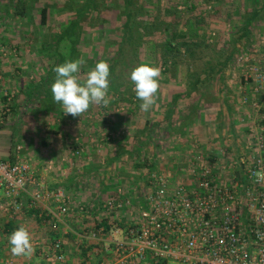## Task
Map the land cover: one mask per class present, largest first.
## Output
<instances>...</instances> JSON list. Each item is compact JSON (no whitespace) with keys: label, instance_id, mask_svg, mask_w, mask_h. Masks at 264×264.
I'll use <instances>...</instances> for the list:
<instances>
[{"label":"rangeland","instance_id":"1","mask_svg":"<svg viewBox=\"0 0 264 264\" xmlns=\"http://www.w3.org/2000/svg\"><path fill=\"white\" fill-rule=\"evenodd\" d=\"M132 1L135 3L134 6L145 11L146 16L138 18L143 21H140V26L144 28L149 21L148 16L151 9H154L151 3L153 4L156 0ZM192 2L196 3L193 16L197 15L196 17L203 21V27L207 33L210 32L207 41H205L206 45L197 49L192 55L177 58L176 64L167 68L161 67L156 46L151 43H143L138 49V44H131V40L122 38L120 30L123 18L121 16L125 12V0H10V5L7 4L14 12L16 10L25 11L26 23L31 29L26 42L36 47L33 49H38V52L33 51V54L36 55L35 60L40 58L38 61H41L42 53L39 52L51 47V51L43 55L47 57L43 64L45 67L43 76L47 77L48 72H51L50 75H52L47 85L38 83L41 87L37 86L32 99H27L26 93L22 91L13 94L12 103L9 105L10 112L4 114L6 98V101L0 103V160H10L11 155L16 154L18 148L23 149L22 153L26 154L25 148L27 146L29 148L30 142L33 144L32 149L40 150L35 154L44 155L45 149L42 143L48 141L49 135L50 137L59 135L49 133V131L62 128L64 133L49 143L58 145L62 149L65 146V154L56 158L59 159L57 165L58 169L61 168L58 170L61 175L62 173L72 174L78 178L74 179L73 183L70 182L72 183L70 188H63L70 195L73 208L67 222L76 231L84 232L97 229V225L104 219H109V221L118 219L126 223L135 222L138 216H141V196L150 169L157 168L169 173V178H173L172 176L175 174L179 175L176 172L178 169L175 167L180 165V156L185 154L180 144L185 140L183 134L186 135V139L199 140L206 147L209 146V143L204 142V139L195 133L182 132L172 135L168 130H158L157 133H153L150 119L146 120L147 114L145 113L144 119L140 118L142 120L136 122L139 127L147 126L149 130L147 134L145 131H138L134 135L129 127L112 130L115 126L111 123H116L120 118L127 116L126 109L128 108L125 102L116 106L109 105L112 107L113 113L116 114L113 118L119 116V119H113L110 124L111 119H102L103 117L97 116L93 106L92 110L89 108L81 117L64 115L62 106L54 103L51 94V85L56 76L54 68L57 65L83 57L85 63L81 66L78 74L83 82L87 72L95 67L98 61L108 58L111 61L108 62L111 67V64L114 63L113 58L117 56V45L115 44L124 39L122 57L126 55L127 58L126 63L122 58V62L117 65L116 74H120L122 78L117 79L116 83H120V85L122 83L125 87L127 83L129 84L131 80L128 79V76L132 71L129 66L134 61H137L139 65L147 63L157 66L161 69L160 79L163 81L183 79L179 80L180 90L189 91V84L193 82L200 93L207 94L208 99L205 104L212 107L213 113L209 116V120L212 119L211 123L215 128L217 126V131H221L222 134L223 130L228 131V128L245 131L246 127L252 124V119L255 118L252 114L253 108L250 105L243 106L238 87L236 89L235 85L240 82L245 70V66L238 62L241 53L246 52L252 54L253 57L256 56L259 61L258 66L264 69V57L261 60L262 47H264L262 46L264 45V0H192ZM134 6L130 7L133 9ZM43 8L49 10L48 23L45 26L41 25ZM179 10L184 12L186 8L180 6ZM75 20H77V24L71 25ZM248 21H251L250 25L247 23ZM190 24L191 21H187L186 27ZM67 27L70 28L65 30ZM93 29L98 30L88 39L86 34L94 31ZM81 31L84 36L83 42L79 43L77 38ZM185 31L186 28H184ZM201 34L203 33L201 32ZM5 47L7 46L5 45ZM13 54L12 52L11 55ZM41 71L42 67L38 68L37 66L35 75L40 77ZM184 79H188L189 82L185 83ZM115 86L118 88L117 85ZM124 86L120 90L124 89ZM132 92L134 91L132 90ZM116 95L118 93H108L110 104L113 103L111 101ZM15 100L19 104L17 109L14 108ZM114 101L116 102L113 104L119 102ZM114 106H122L124 109L116 112ZM242 107L247 110L246 113L242 112ZM225 109H230L231 113L227 115ZM183 120V118H178V123ZM173 121L176 120L171 118L167 122L172 124ZM152 122L155 123L153 119L151 124ZM138 126L136 124L135 128L139 129ZM109 132L120 134L115 139L108 141L106 138ZM227 137L231 139L228 134ZM240 139L242 140L241 136ZM77 140L82 143L81 146L77 144L78 148L80 147L82 150V154L79 156L74 155L77 148H74V143L75 141L78 143ZM212 143V148L203 149L204 155H212L214 151L231 148L230 156H233L235 150L243 149L244 145L235 147L226 143L219 145ZM208 149L209 151H207ZM55 171L57 170L53 168L51 172L54 177L57 175L53 173ZM78 174L82 177H78ZM52 184H54L53 181L48 182V185ZM118 188L124 189L125 199L131 204L120 210L107 211L104 203L110 196H114ZM73 189L81 193L80 197L75 196L77 202L72 199L70 194ZM82 205L89 211L78 216L74 208ZM74 236L71 239L72 242L70 241L71 248H73L72 257L67 264L96 262L97 257L93 252L95 244L82 243ZM123 238L122 233L116 236L118 241ZM84 251H86L85 254Z\"/></svg>","mask_w":264,"mask_h":264},{"label":"built area","instance_id":"2","mask_svg":"<svg viewBox=\"0 0 264 264\" xmlns=\"http://www.w3.org/2000/svg\"><path fill=\"white\" fill-rule=\"evenodd\" d=\"M8 50L2 47L1 53L9 54ZM238 62L245 66L238 83L240 97L253 108L255 117L243 149H236L233 156L231 148L204 155L203 149L212 148L213 143L206 147L196 139L181 142L186 155L180 156L181 163L175 167L179 175L169 178V173L157 168L148 173L141 216L135 222L115 219L109 221L110 230H70L66 226L73 211L70 195L63 188L50 187L37 166L21 156V148L16 160H0V212L15 222L37 212L49 222L59 237L34 239L32 244L59 264L67 260L63 236L70 233L82 243L95 244L97 261L84 264H264V69L256 56L246 52ZM13 96L5 95L4 114L11 111ZM116 96L117 100L120 96ZM109 105H96L97 116L105 117L112 110ZM119 134L109 132L106 139ZM77 144L82 143H74V155L79 156L82 150ZM54 167L50 162L41 172ZM128 204L124 189L118 188L105 206L111 211ZM74 210L80 215L87 212L83 205ZM121 233L123 240H116Z\"/></svg>","mask_w":264,"mask_h":264},{"label":"crops","instance_id":"3","mask_svg":"<svg viewBox=\"0 0 264 264\" xmlns=\"http://www.w3.org/2000/svg\"><path fill=\"white\" fill-rule=\"evenodd\" d=\"M9 2L10 0H0V56H1L0 57V103L6 101L5 95L7 93L18 94L21 91L26 93L27 99H31L29 93L36 91V89L38 88L37 86H40L38 85V83L47 85L50 81V73H51L48 72L47 77L43 76L45 69L43 64L45 58H47L44 57L43 55L45 53L50 52L51 47L48 48V50L42 49V51L39 52L42 53V55H40V57L42 58L41 61H38V59L40 60V58H36L37 61L35 60L36 55L33 54V51L36 50V52H38V49H33L36 47L34 45H31V43H28L29 44L28 45L26 42L28 40L27 37L30 34V30H31L28 27V23H26L27 15L25 14V11L24 12L17 10L15 12L12 11V9L8 6L10 5ZM41 25L45 26V24H42V22ZM5 45L11 49L9 51L10 55L7 54L5 55L1 53V48L5 47ZM262 48L263 51L261 53V60L264 57V47ZM12 52L15 55L14 54L11 55ZM41 63L43 66L41 65ZM37 66L38 68L39 66L42 67V71H41L42 74L40 75V77L35 75L36 74L35 69L37 68ZM179 80H183V79H176V81H169V82L167 80L163 81L162 79H160V88L157 93L158 95L157 103L148 112H143L140 110L141 101L134 98L133 93H131L130 96H125V94L123 96H120L118 98L120 100L117 99V101L119 102H117L116 104H113L116 102L114 101L116 100L115 97H113L114 99L113 101H111L113 102L111 103V105L116 106L117 104H121V103L123 104L124 102L127 104V106L129 107V109L126 112L127 116L123 117L124 120H122L123 118L119 119L118 116L116 118L119 120H117L116 123H111L113 119L116 120V118H113V116H116V114L112 113L113 114L112 115L111 111H109V113L105 115V117H103L102 119H111V121H109V124L111 123L112 125L115 126L114 129L112 130L115 129L119 130L124 127H129L134 135L138 131L139 132L145 131V133L147 134L149 132L147 126L139 127L138 123L136 122L138 120H142L140 118H143L145 113L147 114L146 120L149 121L150 119V125L152 126L151 131L153 133L154 132L157 133L158 130L171 131L172 135L174 133L176 134L182 132L187 134L195 133V134H199L204 139V142H208L209 144L206 143L208 145L214 142L215 145L226 143V144H230V146H235V147H238L239 145L242 146V144L244 143L243 141H245L247 138L246 135L248 134L247 131L248 127H246L245 131H239L236 129L228 128V131L223 130V134L221 133V131L220 132L217 131L218 130L217 126L215 128L214 125L211 123L212 119L209 120V116H211L213 113H212V107L209 104H205V101L208 99L207 94H205L204 92L200 93L199 90L197 89V86L193 82L189 84L190 85L189 91L180 90ZM184 81L185 83H187V81L189 82L188 79H184ZM238 83L239 82H237L235 85L236 89L238 87ZM137 105H139L138 108ZM14 106L15 109L19 107L17 100L14 101ZM92 106L95 108L96 105L95 104L91 105L90 110L93 109ZM243 106L247 107L245 105ZM244 107H242V112L246 113L247 110ZM130 109L133 110L131 111ZM225 110L227 112V115L231 113L230 109H225ZM214 115H216V113H214ZM171 118L173 120L174 119L176 120L173 121L172 124H170V122H167L171 120ZM178 118H183L184 119L183 122L178 123ZM152 119L153 121H155V123L152 122L151 124ZM136 124L139 129L135 128ZM55 131H57L59 134L57 136H60L62 135V133H64L62 128L57 129ZM227 134L230 135L231 139L227 137ZM183 135H182L183 138L185 140H188L185 137L186 135L185 134ZM57 136L50 137L49 135L48 141L42 143L45 149L43 153L44 155L35 154L40 152V150L32 149L33 144L31 142L29 143V148L28 146L27 148H25V151L27 152L26 154L22 153L23 149L21 150V156L23 158H29L31 162L37 166L38 170L40 171V173H42L44 179L47 181V184L48 182L49 183H51L52 181L54 182V184L49 185L50 187H56L57 185L61 187V185L63 184L68 185L70 184V182H73L74 179L76 180L78 179L74 177V175L72 174L65 175L66 173H62L61 175V173L58 171L61 170V168L59 167L60 169H58L57 161H59V159L56 158L63 156L66 150H65V146L62 149L58 145L56 146L55 144L49 143ZM240 136L242 137V140L240 139ZM17 154H18V150L16 154L11 155L10 160L11 161L16 160ZM50 162H54L56 165L54 169L57 171L53 172L57 174L55 177L52 176L51 174L52 171L48 173L41 172L42 168H44L46 164ZM79 176L80 175L78 174V177ZM80 177H82V175ZM72 191L75 193H71ZM71 192L70 194L72 196V199H74V201L77 202L75 196H79L81 193H79V191H76L74 189L71 190ZM77 215L80 216V214ZM20 225H25L28 228L32 236V240L34 239L54 240L55 238H58L60 235L59 233H55L51 229L49 222H44L43 220H41L37 212H33V213L31 212L27 218L25 217V219H20L17 222L10 220L9 217L5 216L0 212V264H59L52 261L49 257H47V254H45L43 248L41 250L40 248H35L34 253L30 257L13 256L10 252L8 237H9V233L16 226H20ZM6 226L8 228L7 231L9 233H6L5 230L3 229ZM66 226H68L69 229L71 227V225L67 221H66ZM73 236L74 235L71 233L69 235L63 236V240L65 241V250H66L65 253L67 255V260L64 264H67L72 257L73 248H71L72 246L70 241L73 238ZM90 253L93 254L92 252Z\"/></svg>","mask_w":264,"mask_h":264},{"label":"trees","instance_id":"4","mask_svg":"<svg viewBox=\"0 0 264 264\" xmlns=\"http://www.w3.org/2000/svg\"><path fill=\"white\" fill-rule=\"evenodd\" d=\"M125 1H126L125 12H123V15L121 16L123 18V25L120 30V33L122 34V38H127L128 40H131L130 41L131 44H138V49L140 45L143 43H151L154 46H156L157 48L156 53H158L159 55L160 58L159 62L161 67L167 68L173 64H176L177 58L181 56L184 57L186 55H192L197 49L205 47L206 45L205 41H207L208 34L210 32L207 33V30H205V28L203 27V23H202L203 21L199 17H196L197 15L193 16L196 10V3L192 2V0H156L153 4L151 3V6H153L154 9H151L150 14L148 16L149 21H147L144 28L140 26L141 20L138 18H140L141 16H146V14L144 13L145 11H142V8L138 6L137 7L134 6L135 3L132 0H125ZM130 6H134L133 9ZM180 6H184L186 8V11L184 12L180 11L179 10ZM48 18H49V10L47 8H43L41 11L42 24L46 25L48 23ZM150 19H153V21H150ZM187 21L188 22L191 21V24L188 27H186ZM250 22L248 21L247 23L250 25ZM72 24H77V20L71 23V25ZM69 28L67 27L65 30H68ZM184 28H186L185 32H184ZM93 30L94 31L86 34L88 39L89 36L90 35L93 36L96 30L98 29L96 30L93 29ZM201 32L203 34H201ZM83 36H84L83 32L81 31L77 38V42L79 43L83 42L82 41ZM154 36H156L158 40H156L157 38H155ZM123 44H124V39H122L121 42L115 44L117 45V54H116L117 56L113 58L114 63H112L110 67L109 93L110 92L118 93V95L120 96L121 95L123 96L124 94L125 96H130L131 93H133V97L136 98L135 93L132 92L134 88L132 81H130L129 84L127 83L126 87L122 83L121 85L120 83H116L117 79L122 78L120 74H116L117 65L121 63L123 59H124L123 62L126 63V58H127L125 57L126 55L122 57ZM102 60L106 62H111L109 61L110 59L108 58H104ZM138 65L139 64L137 63V61L130 63L129 66L130 70H133ZM115 85H117L119 89ZM123 86L124 89L120 90ZM29 96L32 99L35 96L34 91L32 93H29ZM127 108L129 109L128 106ZM130 110L132 111L133 109ZM113 112L114 111L112 109L111 114ZM49 133L58 134L57 131H49ZM151 170L152 168L150 169V171ZM72 183L68 185L63 184L61 185L60 188H64V189L70 188L72 186L71 185ZM58 187L59 186L57 185L54 188H58ZM101 227H105L107 230H110L112 225L109 223V219H104L100 224L97 225L96 228L99 229ZM3 229L5 230L6 233H9L7 231L8 230L7 226ZM85 252L86 251H84V254Z\"/></svg>","mask_w":264,"mask_h":264},{"label":"clouds","instance_id":"5","mask_svg":"<svg viewBox=\"0 0 264 264\" xmlns=\"http://www.w3.org/2000/svg\"><path fill=\"white\" fill-rule=\"evenodd\" d=\"M84 63L81 57L65 61L54 68L56 76L51 85V94L54 103L62 106L64 115L81 117L93 104L107 107L110 103V65L103 60L97 62L81 82L78 74ZM160 77L161 69L147 63H141L130 72L133 91L141 101V111L148 112L157 103ZM8 243L13 256L30 257L35 251L32 236L25 225H20L9 235Z\"/></svg>","mask_w":264,"mask_h":264}]
</instances>
